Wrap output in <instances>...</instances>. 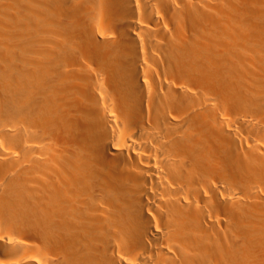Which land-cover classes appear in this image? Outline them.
I'll use <instances>...</instances> for the list:
<instances>
[{
  "label": "bare ground",
  "instance_id": "6f19581e",
  "mask_svg": "<svg viewBox=\"0 0 264 264\" xmlns=\"http://www.w3.org/2000/svg\"><path fill=\"white\" fill-rule=\"evenodd\" d=\"M0 264H264V0H0Z\"/></svg>",
  "mask_w": 264,
  "mask_h": 264
},
{
  "label": "rangeland",
  "instance_id": "374dc122",
  "mask_svg": "<svg viewBox=\"0 0 264 264\" xmlns=\"http://www.w3.org/2000/svg\"><path fill=\"white\" fill-rule=\"evenodd\" d=\"M237 111V109L235 110V112Z\"/></svg>",
  "mask_w": 264,
  "mask_h": 264
}]
</instances>
